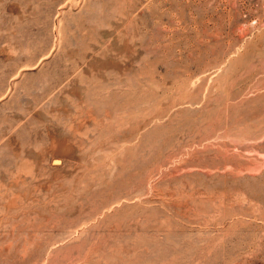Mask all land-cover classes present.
Here are the masks:
<instances>
[{"label": "rangeland", "instance_id": "1", "mask_svg": "<svg viewBox=\"0 0 264 264\" xmlns=\"http://www.w3.org/2000/svg\"><path fill=\"white\" fill-rule=\"evenodd\" d=\"M0 264H264V0H0Z\"/></svg>", "mask_w": 264, "mask_h": 264}]
</instances>
